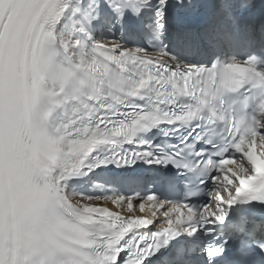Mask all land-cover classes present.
Instances as JSON below:
<instances>
[{"label":"snow or ice","instance_id":"snow-or-ice-1","mask_svg":"<svg viewBox=\"0 0 264 264\" xmlns=\"http://www.w3.org/2000/svg\"><path fill=\"white\" fill-rule=\"evenodd\" d=\"M0 264H264V0H0Z\"/></svg>","mask_w":264,"mask_h":264},{"label":"bare ground","instance_id":"bare-ground-1","mask_svg":"<svg viewBox=\"0 0 264 264\" xmlns=\"http://www.w3.org/2000/svg\"><path fill=\"white\" fill-rule=\"evenodd\" d=\"M106 205V206H109L110 208H112V209H115V207L111 204V202L110 201H108V202H100V204L99 205ZM145 213L147 214V215H149V213H148V209H145Z\"/></svg>","mask_w":264,"mask_h":264}]
</instances>
